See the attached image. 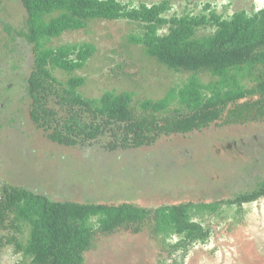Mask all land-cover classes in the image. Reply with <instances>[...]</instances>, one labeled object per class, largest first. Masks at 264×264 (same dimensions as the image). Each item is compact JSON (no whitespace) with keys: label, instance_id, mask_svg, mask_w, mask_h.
<instances>
[{"label":"trees","instance_id":"1","mask_svg":"<svg viewBox=\"0 0 264 264\" xmlns=\"http://www.w3.org/2000/svg\"><path fill=\"white\" fill-rule=\"evenodd\" d=\"M4 3L0 0V10ZM18 3L25 13L10 12L9 21L0 18L1 52L21 75L10 91L19 90L31 123L60 146L94 143L106 151L128 150L214 123L264 121V4L258 10L252 4L226 14L206 0L198 12L188 8L169 14L170 0L137 6L121 0ZM15 17L24 18L20 26L11 24ZM124 19L134 25L126 33L127 41L141 47L143 62L152 65L147 79L154 81L156 67L178 75L161 97L150 96L151 91L131 73L135 65L125 61L116 63V69H122L126 82L135 88L113 86L109 74L88 81L83 69L96 57L95 42L54 44V38L86 30L91 22ZM21 43H27V53L22 54ZM22 58L30 60L27 70ZM87 87L98 93L86 92ZM79 181L75 193L85 197V186L93 181ZM45 191L0 178V229L7 231L0 234V251L12 245L13 253L20 256L16 264H85L101 235L121 229L138 233L145 227L161 246L159 256H164L158 264H185L190 250L211 237L206 219L222 213L225 206L236 205L240 212L245 203L264 197V178L227 198L204 197L154 207L78 196L55 199Z\"/></svg>","mask_w":264,"mask_h":264},{"label":"rangeland","instance_id":"2","mask_svg":"<svg viewBox=\"0 0 264 264\" xmlns=\"http://www.w3.org/2000/svg\"><path fill=\"white\" fill-rule=\"evenodd\" d=\"M121 1L137 6L160 0ZM204 1L170 0L173 8L168 13H182L188 8L198 12ZM209 1L226 14L252 4L258 10L264 4V0ZM18 2L5 0L0 18L9 21L10 12L25 13ZM23 20L15 17L11 24L20 26ZM133 27L125 19L99 20L91 22L86 30L64 33L53 40L54 44L95 42L96 57L83 69L88 81L109 74L113 86L135 88L134 83L126 82L128 77L126 74L123 77L122 69H116V63L125 61L128 66L135 65L130 68L131 73L141 86L151 91L150 96L161 97L167 84L178 75L174 77L156 67L154 81L147 79L152 65L148 60L143 62L141 47L134 48L126 39V33ZM2 46L4 40H0V107L4 108L6 119L0 118V178L16 179L32 189L46 190L55 199L78 196L100 202L127 200L150 207L188 199L199 201L204 197L227 198L251 189L257 180L264 178V121L243 125L214 123L203 130L164 136L151 146L128 150L106 151L94 143L64 147L52 142L31 123L19 90L10 91L14 88L12 82H17L21 75L15 73L13 62L1 52ZM26 49L27 43H21L22 54L27 53ZM24 58L22 64L27 70L30 60ZM92 89L98 93L90 87L85 91L92 93ZM79 180L86 184L93 181L85 186V197L75 193L77 188L80 190ZM223 208L219 215L206 219L205 223L213 230L211 237L207 243H197L190 250L185 264H264V197L245 203L240 212L236 205ZM5 233L6 230L0 229V234ZM160 248L146 227L138 233L121 229L101 235L97 247L87 253L85 264H158L160 256H164H159ZM18 259L20 256L13 253L12 245L1 247L0 264H16Z\"/></svg>","mask_w":264,"mask_h":264},{"label":"flooded vegetation","instance_id":"3","mask_svg":"<svg viewBox=\"0 0 264 264\" xmlns=\"http://www.w3.org/2000/svg\"><path fill=\"white\" fill-rule=\"evenodd\" d=\"M261 1V0H260ZM0 105H2V104H0Z\"/></svg>","mask_w":264,"mask_h":264}]
</instances>
